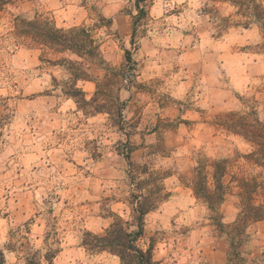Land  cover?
Masks as SVG:
<instances>
[{
  "label": "rangeland",
  "instance_id": "374dc122",
  "mask_svg": "<svg viewBox=\"0 0 264 264\" xmlns=\"http://www.w3.org/2000/svg\"><path fill=\"white\" fill-rule=\"evenodd\" d=\"M140 1L11 0L0 14V249L6 264L44 253L46 239L60 250L55 264H121L116 255L90 253L82 239L86 232L104 233L117 216L135 230L127 153L134 164L170 175L164 181L170 196L146 216L140 241L145 249L154 244L155 264H227L228 238L192 186L202 161L227 160L232 190L220 214L230 224L242 211L240 180L264 181V166L247 158L252 145L214 126L216 115L248 107L264 118V29L245 25L229 3L146 0L140 13ZM36 15L64 29L93 27L101 61L87 63L70 52L42 55L17 44L9 35L13 21ZM62 59L88 72L89 80L77 84L88 101L109 72L125 71L108 89L112 114L83 110L65 94L74 82L69 64L51 62ZM254 198L264 202V187ZM247 233L242 250L251 264H264V221Z\"/></svg>",
  "mask_w": 264,
  "mask_h": 264
},
{
  "label": "trees",
  "instance_id": "16d2710c",
  "mask_svg": "<svg viewBox=\"0 0 264 264\" xmlns=\"http://www.w3.org/2000/svg\"><path fill=\"white\" fill-rule=\"evenodd\" d=\"M145 1L141 0L137 5L140 13L145 12V6L141 5ZM214 1L229 3L235 7L236 14L247 19L245 25L248 26L251 22L259 23L264 29L263 0ZM10 3L11 0H0V14ZM9 35L17 44L40 50L42 55L57 56L70 52L87 63L101 61L100 46L93 27L76 26L64 29L58 27L54 19L36 15L31 20L15 18L13 30ZM127 53V61L130 63L132 58L130 52ZM51 62L69 64L74 82L65 94L75 99L83 110L94 113L107 110L109 114H112L111 108L115 105L108 98V89L113 87V82L116 84L120 81L125 71H119L116 74L109 72L103 81L97 83L96 94L91 101H88L82 89L77 85L79 81L89 80V74L82 64L66 59ZM115 100L119 101V98L115 97ZM214 126L218 130L240 136L250 143L253 151L247 158L258 166H264V118L260 117L257 107H248L244 111L220 113L215 116ZM125 158L130 166V184L133 193L128 204L133 214L131 225L135 227V230H131L128 223L122 217L117 216L104 233L86 232L82 239V246L90 253L107 252L116 255L120 258L121 264H155L154 244H150L145 249L140 246V241L145 238L146 216L157 210L160 204L170 196L164 183L170 175L169 172L157 170L150 164L140 166L134 164L130 153H127ZM228 170L227 160L202 161L195 170L192 189L196 198L203 201L213 214L214 225L228 238L230 253L227 264H251L252 260L242 248L248 237L249 225L264 221V202L257 204L254 201L257 190L264 187V181L259 182L257 179L246 177L240 180L242 211L233 223L225 224L222 222L220 210L232 190L225 181ZM45 243L44 253L28 254L25 257V264H55L54 260L60 250L51 246L47 239ZM0 264H6L5 253L2 249H0Z\"/></svg>",
  "mask_w": 264,
  "mask_h": 264
}]
</instances>
